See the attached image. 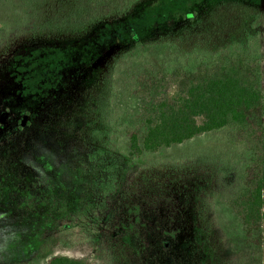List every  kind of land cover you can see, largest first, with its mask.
<instances>
[{
  "label": "trees",
  "instance_id": "16d2710c",
  "mask_svg": "<svg viewBox=\"0 0 264 264\" xmlns=\"http://www.w3.org/2000/svg\"><path fill=\"white\" fill-rule=\"evenodd\" d=\"M105 35L111 32L83 31L63 38L33 36L21 49L59 47L64 61L77 73L100 54L98 40ZM139 40L136 37L134 43ZM19 51L16 48L9 58H0V69L13 63ZM17 68L9 66L0 78V116L23 105L33 112L27 111L29 119L21 118L15 129L0 131V205L10 215L25 220L31 217L33 229L20 232L19 243L27 240L41 249L52 230L67 233L77 228L87 234L108 264H243L242 259L231 258L233 247L214 221V187L223 174L221 167L173 160L129 173L145 153L203 133L231 129L237 138L240 135L249 155L240 166L241 182L228 206L240 219L245 240L258 243L253 234L264 226V92L257 60L247 55H221L189 70L144 69L143 76L149 79L139 78L145 85L131 91L141 107L136 114L138 124L125 131V166L114 130L119 114L112 108L114 94L107 76L105 104L96 116L99 124L93 127L87 117L72 112L67 126L73 141L82 147L72 150L61 173L42 170L38 176L33 171L27 176L20 167L38 166L31 161L45 137L70 140V134L57 132L48 112L43 111L49 105L39 107L43 99H26L16 84L12 86L10 73ZM166 80L170 84L166 85ZM19 158L21 166L14 167ZM15 262L1 260L0 264ZM43 264L89 263L57 254Z\"/></svg>",
  "mask_w": 264,
  "mask_h": 264
},
{
  "label": "rangeland",
  "instance_id": "374dc122",
  "mask_svg": "<svg viewBox=\"0 0 264 264\" xmlns=\"http://www.w3.org/2000/svg\"><path fill=\"white\" fill-rule=\"evenodd\" d=\"M83 31L111 32V35L99 37L100 54L77 73L64 61L59 47L21 49L27 38L33 36L63 38ZM136 37L140 39L138 44L134 43ZM16 48L20 49L19 55L0 69V78L6 75L9 66L18 67L10 73L12 86L16 84L26 99L35 96L43 99L38 106L49 105L43 111L48 112L57 132L67 137L70 134V140L47 136L37 148L41 156L35 153L31 161L38 166L25 169L19 158L14 167L21 166L20 171L27 176H31L30 171L35 175L42 170L61 173L72 150L82 147L73 141L67 118L77 111L93 127L99 124L96 116L105 104L102 98L107 76L114 94L112 108L119 114L114 130L119 135L125 166L128 151V131H125L138 124L136 114L141 107L131 91L134 86L145 85L138 79H149L143 76L147 68L153 72L175 67L189 70L196 64H210L221 55H247L260 64V87L264 92V0H0V58H9ZM165 84H170V80ZM27 111L33 112L23 105L3 112L0 131H11L21 118L29 119ZM239 138L229 128L203 133L143 154L136 158L132 170L143 171L149 164L173 160L221 167L223 174L214 187L217 190L212 208L214 221L233 247L231 258L242 259L243 264H264V226L253 234L258 243L247 242L240 219L228 206L241 182L240 166L249 155ZM7 210L0 205L2 263L14 260L11 264H43L48 257L63 254L83 258L89 264H108L87 234L77 228L67 233L52 230L41 249H35L27 240L19 243L20 232L32 231L33 221L31 217L25 220L10 215Z\"/></svg>",
  "mask_w": 264,
  "mask_h": 264
}]
</instances>
